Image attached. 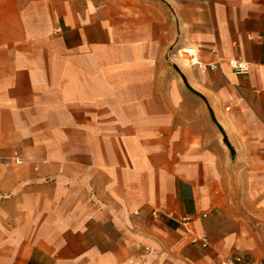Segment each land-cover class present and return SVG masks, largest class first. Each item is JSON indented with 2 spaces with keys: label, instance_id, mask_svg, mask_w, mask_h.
Instances as JSON below:
<instances>
[{
  "label": "crops",
  "instance_id": "crops-1",
  "mask_svg": "<svg viewBox=\"0 0 264 264\" xmlns=\"http://www.w3.org/2000/svg\"><path fill=\"white\" fill-rule=\"evenodd\" d=\"M232 253L264 263V0H0V264Z\"/></svg>",
  "mask_w": 264,
  "mask_h": 264
},
{
  "label": "built area",
  "instance_id": "built-area-1",
  "mask_svg": "<svg viewBox=\"0 0 264 264\" xmlns=\"http://www.w3.org/2000/svg\"><path fill=\"white\" fill-rule=\"evenodd\" d=\"M227 63L231 70L236 74H245L249 71V65L239 59H228ZM200 66H204V64H200ZM211 68H215V64L209 65ZM15 163H20L21 160L18 158H14ZM156 211H153L152 214L156 215ZM188 241L190 244L200 245L201 247H207L208 242L205 237L199 235H192L188 237ZM218 264H264L263 262H250L244 256L240 254H230L227 256H220Z\"/></svg>",
  "mask_w": 264,
  "mask_h": 264
},
{
  "label": "rangeland",
  "instance_id": "rangeland-1",
  "mask_svg": "<svg viewBox=\"0 0 264 264\" xmlns=\"http://www.w3.org/2000/svg\"><path fill=\"white\" fill-rule=\"evenodd\" d=\"M168 64H169V62H168ZM167 63H166V68L167 67H169V69L171 68V66L170 65H168ZM171 70V69H170ZM177 78H178V76H176ZM180 84H164V86H165V88L166 89H171V87L173 86V89L174 90H183V91H186L187 90V88H186V86H185V84H183L182 82H179ZM163 85V84H162ZM161 85V86H162ZM163 88V87H162ZM159 89H161V87L159 88ZM181 99L179 100V103L181 104V106H184V107H192L193 106V103H192V101L190 100V99H187V98H184L183 97V95H181ZM175 102H176V100H175ZM177 105V104H176ZM175 105V106H176ZM208 131V130H207Z\"/></svg>",
  "mask_w": 264,
  "mask_h": 264
},
{
  "label": "water",
  "instance_id": "water-1",
  "mask_svg": "<svg viewBox=\"0 0 264 264\" xmlns=\"http://www.w3.org/2000/svg\"><path fill=\"white\" fill-rule=\"evenodd\" d=\"M223 142L225 143V145H228V142L225 136L223 137Z\"/></svg>",
  "mask_w": 264,
  "mask_h": 264
},
{
  "label": "trees",
  "instance_id": "trees-1",
  "mask_svg": "<svg viewBox=\"0 0 264 264\" xmlns=\"http://www.w3.org/2000/svg\"><path fill=\"white\" fill-rule=\"evenodd\" d=\"M230 149H231V152H232V148L230 147Z\"/></svg>",
  "mask_w": 264,
  "mask_h": 264
}]
</instances>
